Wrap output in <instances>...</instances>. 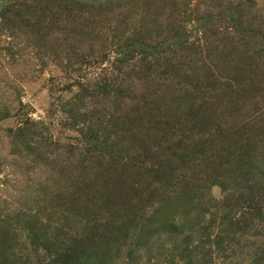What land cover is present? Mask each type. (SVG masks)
Wrapping results in <instances>:
<instances>
[{
  "label": "rangeland",
  "instance_id": "1",
  "mask_svg": "<svg viewBox=\"0 0 264 264\" xmlns=\"http://www.w3.org/2000/svg\"><path fill=\"white\" fill-rule=\"evenodd\" d=\"M0 264H264V0H0Z\"/></svg>",
  "mask_w": 264,
  "mask_h": 264
}]
</instances>
